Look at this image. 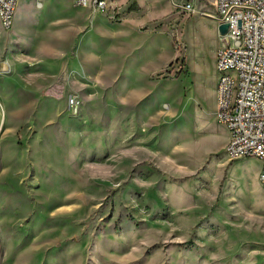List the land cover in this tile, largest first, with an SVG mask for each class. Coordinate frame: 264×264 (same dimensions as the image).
Instances as JSON below:
<instances>
[{"label": "rangeland", "instance_id": "1", "mask_svg": "<svg viewBox=\"0 0 264 264\" xmlns=\"http://www.w3.org/2000/svg\"><path fill=\"white\" fill-rule=\"evenodd\" d=\"M106 1L97 11L23 0L14 27L0 25V63H75L92 30L104 50L109 30L120 28L132 56L157 40L165 65L145 81L142 101L118 105L113 120L117 96L84 70L83 97L73 95L80 112L66 95L58 118L47 99L37 113L15 115L4 85L0 264H264L262 162L232 158L217 117L222 36L213 0ZM15 126L23 137L8 147L1 137Z\"/></svg>", "mask_w": 264, "mask_h": 264}, {"label": "built area", "instance_id": "2", "mask_svg": "<svg viewBox=\"0 0 264 264\" xmlns=\"http://www.w3.org/2000/svg\"><path fill=\"white\" fill-rule=\"evenodd\" d=\"M75 2L97 11H105L108 5L106 0ZM17 5L18 0H0V23L5 30L14 27ZM213 6L219 25H229L218 51L217 117L230 133L228 154L234 159H259L264 185V0H213ZM68 107L78 114L80 100L70 95Z\"/></svg>", "mask_w": 264, "mask_h": 264}, {"label": "crops", "instance_id": "3", "mask_svg": "<svg viewBox=\"0 0 264 264\" xmlns=\"http://www.w3.org/2000/svg\"><path fill=\"white\" fill-rule=\"evenodd\" d=\"M92 32L89 34L91 38L88 39V49H90L88 54L81 49L75 63L64 61L56 65L54 63L32 64L25 63L21 58L12 59L14 62L8 59L6 62L0 63V92L4 91L5 84L11 86L12 109L15 115H33L37 113L40 102L47 99L48 108L52 109L50 117L63 116V111H59V102L65 100L66 95L82 93L83 87H80V83L82 82L81 86H84V81L80 76L81 70H84L87 76L93 79L94 84L109 85L110 91L117 96L115 98L116 108L110 112L112 120L120 117V115L118 116V105L122 104L123 108H127L132 103L142 101L145 81L147 82L151 74L165 66L159 64L163 53L158 47V41L154 42L155 46L149 52L143 53L142 50H138L132 56L128 46L129 36L123 29L112 28L109 30L110 45L108 49L104 50L102 49L100 30L94 29ZM39 52L44 51L35 50L33 53L37 55ZM4 53H6V48L0 47V57ZM3 67L8 68L7 71H3ZM9 71H13V74H7ZM82 94L81 97H83ZM46 130L51 132L52 127ZM36 136L29 137L28 147L34 146ZM20 137H23V130L20 131L15 126L7 129L1 138L7 140L8 147H11ZM45 146L52 148L54 143L47 138Z\"/></svg>", "mask_w": 264, "mask_h": 264}, {"label": "water", "instance_id": "4", "mask_svg": "<svg viewBox=\"0 0 264 264\" xmlns=\"http://www.w3.org/2000/svg\"><path fill=\"white\" fill-rule=\"evenodd\" d=\"M228 28H229L228 24L219 25L218 30H219L220 35L225 36L228 33Z\"/></svg>", "mask_w": 264, "mask_h": 264}, {"label": "bare ground", "instance_id": "5", "mask_svg": "<svg viewBox=\"0 0 264 264\" xmlns=\"http://www.w3.org/2000/svg\"><path fill=\"white\" fill-rule=\"evenodd\" d=\"M23 0H19V2H18V4L20 5L21 4V2H22ZM26 2V1H25ZM33 2V1H32ZM26 5V4H25ZM18 6V5H17ZM28 6V5H27ZM43 6V5H42ZM24 7V6H23ZM38 8V7H37ZM20 9V8H19ZM26 9V8H25ZM32 9V8H31ZM27 10V9H26ZM104 19H107V18H104ZM27 25V24H26ZM12 33V32H11ZM9 34H10V32H9ZM11 35V34H10ZM13 35V34H12ZM14 37H15V35H13ZM14 37H12L13 39H14ZM9 38V37H8ZM12 38H11V40H12ZM21 39V38H20ZM20 39H18V40H20ZM11 42V41H10ZM202 122V121H201ZM69 154V153H68ZM245 177H246V175H244ZM253 184V183H252ZM257 185V184H256ZM252 189H253V187H252ZM255 189V188H254ZM253 189V190H254ZM264 191V190H263ZM263 193V192H262ZM258 195H259V193H258ZM260 198H261V196H259Z\"/></svg>", "mask_w": 264, "mask_h": 264}]
</instances>
